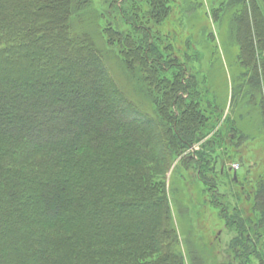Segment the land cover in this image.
Segmentation results:
<instances>
[{
  "label": "trees",
  "instance_id": "trees-1",
  "mask_svg": "<svg viewBox=\"0 0 264 264\" xmlns=\"http://www.w3.org/2000/svg\"><path fill=\"white\" fill-rule=\"evenodd\" d=\"M99 2L105 26L95 0H0V264H184L166 187L179 158L224 217V264H264V169L240 182L228 168L254 139L239 126L245 110L264 137V0L212 10L214 20L229 14L239 48L230 101L193 42L182 49L172 31L160 35L173 0ZM77 48L103 85L86 81L83 56L71 60ZM103 49L116 56L121 84ZM68 62L77 70L65 76ZM134 121L163 136L159 147L145 127L127 125ZM184 229L190 264H215L210 241L191 223Z\"/></svg>",
  "mask_w": 264,
  "mask_h": 264
},
{
  "label": "rangeland",
  "instance_id": "rangeland-1",
  "mask_svg": "<svg viewBox=\"0 0 264 264\" xmlns=\"http://www.w3.org/2000/svg\"><path fill=\"white\" fill-rule=\"evenodd\" d=\"M98 2L99 0H95V7L98 9V11H101L99 12L101 14L97 15V17L100 18V20H98L99 25L105 26L104 21L106 20V16L103 13V6L100 4V2ZM224 2L226 3L227 0H173V6L176 9L174 17L170 20L169 23L166 24V26L164 25L162 29L160 28L159 32L161 30L163 34H166L172 31L176 35L174 42L176 43V45H178V48H182L183 44H185V42H187L188 40L193 42L202 55V69H212L219 83V89L229 98L230 101V67L231 64L233 66H235L236 64V61L238 59L237 57L239 54V48L238 46H236V41H230L229 39V14L226 12V16L225 13L224 15H222V17L220 15V20H214V17L211 14L212 10H220L221 4H224ZM184 3L188 5V8H190L189 11L187 9L185 10V7L182 6ZM48 11L51 10L49 9L46 12L48 13ZM56 26L58 27L59 25L57 24L55 26H52V29ZM82 30H86V32H88L89 35L91 37H94L93 39H95L96 36H94L93 30ZM162 33L160 32V35ZM226 44L227 47L225 46ZM54 45L57 46V48L59 49L55 50L56 54H63L64 48L65 50L67 48L65 46L59 47V42L55 43ZM61 48L63 49L62 51ZM105 51L106 50H104L106 63L112 69L114 68V72L115 70L117 71V68L113 64L114 58L116 56H113L112 54L110 56H106ZM70 52L72 56V61L77 56H83L87 61H89V63L93 62L92 59L90 60V58L88 59V57H86L87 53L84 50H80V48H77ZM63 55H59L58 57H61ZM71 63H66L69 68V71L64 73L65 76H69L71 71L75 72V70H77L74 68V66H71ZM92 64L93 63H91L90 65V73L89 75H87L86 81L92 82L93 85H103V78H101L98 75L97 71L94 70L95 66L94 64L92 66ZM54 66H56V62L54 63ZM54 70V67L51 69L50 66H48L44 74L49 75L52 71L54 72ZM115 74L116 75H113V77L114 79L116 78L115 80L119 84L120 82L119 80H117V73L115 72ZM3 75L5 74L3 73ZM120 78L123 82L124 78L122 75H120ZM102 94L105 95L107 93L102 91ZM107 98L108 100H111V103L114 104V107H117L116 100L118 99L115 97L114 94L112 96L111 92H109L107 94ZM98 106L101 109L105 107L108 108V104H106L103 98L99 100ZM228 108L229 104L227 109ZM247 110H245L244 118H240L241 120L239 121V126L243 130L246 127H249V130L246 128L247 134H249L251 137H254V139H252L250 142H247L246 145L242 147L241 161L235 160L228 163V168L232 170L230 174H232V176H237L238 174V181L240 182L243 181L245 177H247L248 181L254 180V177L257 175V173L264 169V137L262 136L263 132H258V130L256 131L255 124L257 122V115L254 112L247 115ZM133 124L140 125L139 122L136 121L127 123V125ZM140 127H145L150 134H153L152 144L154 146L159 147L160 142L162 140L161 137L163 136H161V134L157 135L156 130H152L150 126L140 125ZM164 135L167 137V133H164ZM199 148L200 144L195 145L191 148V151L195 152L196 150H199ZM103 161L105 162V158ZM181 161L182 158H179L177 161H175L170 171L168 172L166 178V187L168 191L174 223L181 236L180 244L181 250L183 252L184 264H190V259L187 254V248L185 246L186 240L185 238H183L185 234L184 228L185 226H189V223H191L193 227L197 230L196 236H198L201 241L203 239L205 244L207 240L210 241V245L212 248H209L212 254V258L215 259V264H224L228 260V257L224 256L223 252L224 249H227L226 246L228 242L232 239V237L227 235L225 232L227 231V229L225 227L224 217H222L220 209H218L219 206L217 205L216 207L214 204L211 203L210 199L212 194L207 190L204 191L205 187L200 182L198 172L194 170V167H184ZM104 162H101L99 165H102V167L105 166ZM117 170L118 169L116 168V171ZM102 174H104V178H106V181H108L109 178L107 177V174L105 173L104 169ZM245 186L250 187L251 185L250 183H248ZM219 189H221V191L226 190L224 187H221ZM95 190L96 195L103 192V189L100 188ZM93 195L95 194H92L91 197ZM226 198L229 199V195H227ZM153 211V207H150V209H148L147 211H143V214H141V216L143 218H146L150 216ZM135 217L142 218L138 216V214H136L132 216L129 221L135 220ZM215 224L217 227L216 229H214ZM199 227L201 228V231L198 230ZM213 244L217 245V249L215 248V246H213ZM250 263L259 264L257 263L256 259H251Z\"/></svg>",
  "mask_w": 264,
  "mask_h": 264
}]
</instances>
